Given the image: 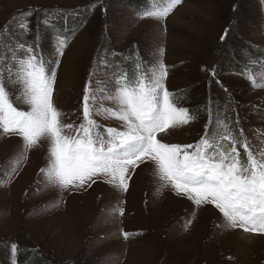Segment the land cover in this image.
<instances>
[{"label": "rangeland", "instance_id": "374dc122", "mask_svg": "<svg viewBox=\"0 0 264 264\" xmlns=\"http://www.w3.org/2000/svg\"><path fill=\"white\" fill-rule=\"evenodd\" d=\"M165 3L0 0V65L6 54L11 55L5 38L22 54L18 43L34 42L39 28V46L54 58L57 37H68L55 69L53 98L64 123L79 125L86 86L96 90L101 112L114 107L104 97L105 89H113L116 76L111 62H101V53L129 50L132 57L127 62L132 67L115 68L117 76L126 71L129 78L134 77L143 70L136 67L141 61L146 70L162 62L168 70L166 87L176 94L177 104L196 117L189 125L161 134L162 142H198L215 110L230 107L238 120L231 118L230 123L240 125L243 140L260 158L264 153V87L252 86L247 76L255 75L258 84L264 85L260 78L264 74V0H182L163 19L143 15ZM90 5L97 10L78 32L66 36V22L51 31L59 23L55 16L47 18L51 11L64 21ZM29 11L30 17L23 15ZM26 19L31 34L16 35L22 31L19 23ZM236 46L242 48L233 56ZM233 63L242 67L241 73L228 68ZM15 106L29 110L22 102ZM202 109L204 115L198 116ZM95 119L104 126L118 125L102 115ZM22 144V138L0 131V264H22L13 244L45 264H264V234L232 229L213 205L195 206L170 188H161L151 162L130 171L127 192L103 178L91 187L67 191L50 185L40 171L49 160L47 142L28 151L26 158H21ZM239 151L245 156V150Z\"/></svg>", "mask_w": 264, "mask_h": 264}, {"label": "snow or ice", "instance_id": "6c2138e0", "mask_svg": "<svg viewBox=\"0 0 264 264\" xmlns=\"http://www.w3.org/2000/svg\"><path fill=\"white\" fill-rule=\"evenodd\" d=\"M181 3L182 0H166L164 6L143 15L163 19ZM90 7L94 9L96 5ZM23 15L30 17L32 13ZM19 29L22 31L16 35L31 34L30 20L21 21ZM227 34L226 29L221 39ZM67 39L57 37L55 56L48 59L37 51L39 28L35 48L32 43H18L22 54H17L6 38L3 41L11 55L6 54L0 65V131L22 138L21 158L47 142L49 160L40 171L50 185L67 191L91 187L103 178L114 188L127 192L130 171L151 162L161 188H170L195 206L213 205L232 229L264 234V153L257 158L246 141L233 135L227 123L219 135H210L206 125L205 135L194 145L169 144L158 138L196 119L190 109L177 104L166 87L168 70L162 62L149 65L132 78L126 71L116 76L113 89H105L104 97L114 107L104 108L103 112L97 107L96 90L86 86L82 122L64 123V114L56 107L53 96L55 69ZM212 75L216 73L213 71ZM260 78L264 79V74ZM247 79L254 87H264L255 75H248ZM12 89L17 90L15 94ZM17 102L26 104L29 110H21L15 106ZM101 115L115 119L118 125L102 126L95 119ZM222 141H229V146L225 147ZM238 143L247 153L246 162L237 152ZM118 211L119 215L124 214L122 208ZM123 235L128 238L127 233ZM12 249L18 251L14 244Z\"/></svg>", "mask_w": 264, "mask_h": 264}, {"label": "trees", "instance_id": "16d2710c", "mask_svg": "<svg viewBox=\"0 0 264 264\" xmlns=\"http://www.w3.org/2000/svg\"><path fill=\"white\" fill-rule=\"evenodd\" d=\"M90 6H92V5H90ZM90 6L76 10L75 12H73L72 15H70L67 18V20H64V21L59 20L60 17L58 16L59 15L58 12L51 11L47 15V18H49V15H52V16H55V18H54L55 21H59V23L54 22L56 24L53 26V28L51 29V31L52 30L54 32L57 31L60 28V26L61 25H64V23L66 22L65 25H64L65 32H66V36H68L69 34L71 35L72 33L78 32V30H80L82 28V26H84V24L88 21V19H90V18L93 17V15L95 14V11L97 10V9H93ZM133 7L134 6L132 5V8ZM45 22H46V20H45ZM41 25H43V22H41ZM38 26H40V25L37 24V27ZM66 27H67L68 30H66ZM238 48L236 46V48H234V49L232 48L233 50L231 49L232 50V53H234L233 56L242 47H238ZM101 55H102L101 56V60L103 59V60H108L109 62H111V65H112L111 69L113 71H118L115 68H117L119 66L121 68H123L124 70H127V69L129 70L132 67V62H127V60H130L131 57H132L131 56V51H129V50L124 51L123 53H117V52H108V53H105V51H103V53H101ZM129 57H130V59H128ZM228 68H231L233 72H239V73L242 72V67L239 66V65H236L234 63L232 65H229ZM224 109H226V107ZM235 111L236 110L230 109V107H229V109L227 111H219V110L216 109L215 112H214V114H215L214 116L215 117L213 119V125L209 129V133L212 134L213 132H216V133L219 132L221 123H224L225 122V123L232 124V123H230V119L236 117ZM203 115H204V111L202 109V112H198V116H203ZM236 120L237 119L235 118L234 122H236ZM237 122H238V120H237ZM232 125H234V130H233L234 136H236L239 140L242 141V138L244 136L242 135L240 125H238V123L237 124L235 123V124H232ZM17 252L19 253V257L20 256L22 257V260H23L22 264H45L42 261V259L37 258L36 256L24 254V252L21 251V250H19Z\"/></svg>", "mask_w": 264, "mask_h": 264}]
</instances>
